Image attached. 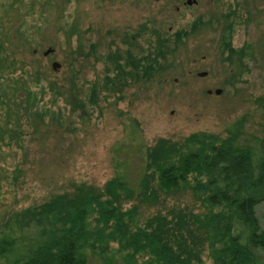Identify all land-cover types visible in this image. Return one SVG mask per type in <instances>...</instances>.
Masks as SVG:
<instances>
[{"label":"trees","instance_id":"trees-1","mask_svg":"<svg viewBox=\"0 0 264 264\" xmlns=\"http://www.w3.org/2000/svg\"><path fill=\"white\" fill-rule=\"evenodd\" d=\"M26 1L32 11L52 5ZM220 12L197 16L187 29L156 33L144 48L132 49L134 39L126 37V49L102 58L111 66L100 89L114 91L165 72L185 36L216 23L219 60L232 84L247 70L250 43L231 44L235 11L228 3ZM36 31L20 19L11 32H0V264H197L203 256L211 264H264V224L256 212L264 201V135L242 144L240 119L222 135L195 131L180 139L159 136L148 145L128 117L129 144L112 146L113 173L100 186L73 181L40 202L21 206L14 199L28 160L23 136L47 115L38 105L44 88L39 70L16 49L29 46ZM68 91L83 107L77 91ZM94 91L91 86L89 102ZM4 147L19 148L21 156L4 154ZM184 191L196 209L176 200Z\"/></svg>","mask_w":264,"mask_h":264},{"label":"rangeland","instance_id":"rangeland-1","mask_svg":"<svg viewBox=\"0 0 264 264\" xmlns=\"http://www.w3.org/2000/svg\"><path fill=\"white\" fill-rule=\"evenodd\" d=\"M51 2L41 12L25 7L26 0H0V32H11L20 19L27 27L37 26L31 44H18L16 49L31 70H39L44 88L38 93V105L47 113L38 130L23 136L22 151L28 160L14 198L21 206L68 189L73 181L100 186L113 173L112 146L122 140L129 144L125 141L128 117L137 122L148 145L159 136L180 139L195 131L222 135L238 119L242 144L264 135V0ZM228 3L235 11L231 44L249 42L251 52L247 70L232 84H226L219 60L216 23L185 36L165 72L114 91L100 89L102 76L110 73L106 71L111 66L102 58L126 49V37L134 39L132 49L144 48L156 33L187 29L197 16L205 20L210 13L219 15ZM214 25L216 30L211 29ZM47 47L52 50L43 54ZM199 71L205 74L198 75ZM91 86L95 91L89 102ZM69 88L77 91L83 107L72 102ZM215 88L220 91L215 93ZM57 90L62 94L55 95ZM3 149L4 154L21 156L19 148ZM176 200L196 209L197 201L187 191ZM256 212L264 224V201ZM197 264L211 262L203 256Z\"/></svg>","mask_w":264,"mask_h":264},{"label":"water","instance_id":"water-1","mask_svg":"<svg viewBox=\"0 0 264 264\" xmlns=\"http://www.w3.org/2000/svg\"><path fill=\"white\" fill-rule=\"evenodd\" d=\"M191 1H192V2H195V0H186L187 3H190ZM51 50H52V49H51L50 47H47V49H45V50L43 51V54H46L47 52H49V51H51ZM56 64H57L56 62H52V63H51L52 67H55ZM197 74H198V75H204V74H205V71H199V72H197ZM219 91H220V88H215V89H214V92H215V93H218Z\"/></svg>","mask_w":264,"mask_h":264}]
</instances>
